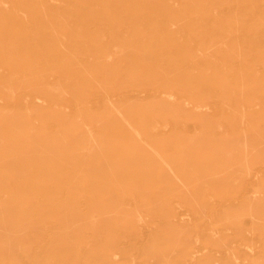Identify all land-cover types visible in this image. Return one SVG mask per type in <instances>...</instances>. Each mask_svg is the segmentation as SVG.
Returning <instances> with one entry per match:
<instances>
[{
    "label": "rangeland",
    "instance_id": "1",
    "mask_svg": "<svg viewBox=\"0 0 264 264\" xmlns=\"http://www.w3.org/2000/svg\"><path fill=\"white\" fill-rule=\"evenodd\" d=\"M0 264H264V0H0Z\"/></svg>",
    "mask_w": 264,
    "mask_h": 264
}]
</instances>
